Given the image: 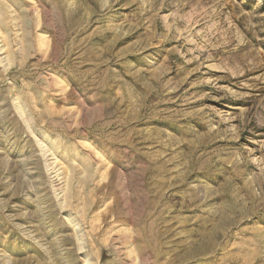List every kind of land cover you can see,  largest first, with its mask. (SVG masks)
<instances>
[{
  "label": "rangeland",
  "instance_id": "1",
  "mask_svg": "<svg viewBox=\"0 0 264 264\" xmlns=\"http://www.w3.org/2000/svg\"><path fill=\"white\" fill-rule=\"evenodd\" d=\"M0 264H264V0H0Z\"/></svg>",
  "mask_w": 264,
  "mask_h": 264
}]
</instances>
